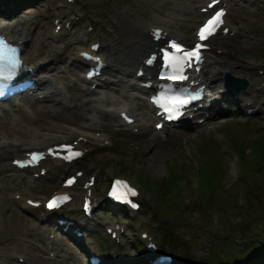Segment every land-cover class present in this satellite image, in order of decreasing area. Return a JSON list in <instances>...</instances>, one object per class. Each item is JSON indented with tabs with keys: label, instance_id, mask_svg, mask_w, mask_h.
Wrapping results in <instances>:
<instances>
[{
	"label": "rangeland",
	"instance_id": "rangeland-1",
	"mask_svg": "<svg viewBox=\"0 0 264 264\" xmlns=\"http://www.w3.org/2000/svg\"><path fill=\"white\" fill-rule=\"evenodd\" d=\"M162 1L72 0L68 2V0H0V11L2 10L0 13V25L8 21L11 24L9 29L19 31V29H22L20 24L23 21H19L18 23L16 20L20 18L27 20L25 24L29 31L24 36L28 38V42L23 44L22 54L32 64L38 57L41 60L44 57L49 58L50 56L51 58H56L55 55L57 53H64L65 57L64 55H60L61 60L64 57L63 62L59 59H56L55 62L53 60L52 62L57 63L54 66H58L59 68L66 66L64 68V78L60 77L55 80L57 90L62 91L66 95L71 93L72 90H75L77 86H86L78 79V77L80 78L79 73L76 71L72 73L67 68H73L72 65L77 62L75 60L71 61L70 57H73V51L77 46V32L84 26L83 23L85 20L89 18L91 21L95 20L93 31L98 33L101 32V25L103 26L104 20L110 17L107 19L110 22L107 23L109 26L107 33H109L113 24L111 18L113 16L106 14L105 4H107L111 12L113 11L119 17L127 18L129 21H134L138 27L142 28V26H146L144 25L146 22L147 24L158 22L150 19L157 16H154V14L159 12L157 9H159ZM228 2L230 25L237 28L238 32L237 34L231 35L230 39H232L234 51L227 57L230 60H238L243 64L254 62L252 72L246 75L242 74V76L246 77L248 84L245 86L247 89L241 90L240 93L247 94L249 98L253 96L252 103H258V111L247 117H240L241 110H239V113L230 114V116H219L216 114L212 117L214 127L212 126L210 129L202 130L203 132L198 133V131L192 128L187 130L184 127H172L168 133H160L158 137H150L149 130L152 128V123L146 118L150 116L151 113L149 112L145 113L146 116L143 115L140 117L142 119L141 121L146 124H143L144 126L137 132L129 130L128 133L126 129L119 125L113 122L108 123L109 126L107 125L108 129L105 132L108 138L106 139L107 142L103 140L95 143L94 150H88L87 153H84L83 158L79 160L77 166L80 165L84 168L83 173L79 177L89 172L95 173L93 174L94 184H92V187H94L93 197L97 198L98 203L94 211L98 212L106 222L120 220L123 223L122 226L125 227L122 233L123 235L121 234L120 236V240L110 242L104 246L109 254L111 264L128 263L132 258H141L142 241L137 237L139 230H145L152 239H155L158 248L164 251H173V264H194V260L197 262L200 259L202 261L211 259L214 254L217 255L224 248V246L215 242L214 239L216 237L220 239L222 234L224 236L230 234L229 239L231 238L230 240L234 242L233 239L237 237L238 240L240 239L237 234V232L241 231L240 229H247L249 232L256 231L258 224H264V160L262 162L259 161L258 166H256L253 164L256 163L253 157L255 151L249 150V153L244 156L246 157V161L241 159L242 155L240 153L242 149L248 150L247 148L252 142L264 136V99L262 97L264 89L259 90L256 87L258 82L264 78V0H253L249 3L247 1L244 3L242 0L240 2L238 0H228ZM133 4L135 7L132 6ZM142 4L143 7H141ZM97 12H100L99 20L97 18ZM159 14H162V12H159ZM53 15L60 17V23L66 18L75 20L77 17H80V19H83L82 25L72 24V29H70L72 30V35L68 33V25H61V28L55 34L53 33L52 25L49 24ZM105 16H107L106 19ZM189 16H184L185 21L179 19V24H174V28L177 27L176 29L182 32L184 36L186 33L188 35L192 33L191 26L195 24L194 21L197 19L194 16L189 18ZM97 20L101 25L97 24ZM78 21L75 22L78 23ZM105 29L106 27H104V31ZM230 39L227 38L226 40ZM221 41L215 44L220 45ZM240 44L243 47H240ZM104 51L105 48H103V53ZM49 54L50 56H46ZM49 62L53 64L51 61ZM259 67L261 68V72L257 73L256 68ZM70 81H76L73 84L74 87L68 84ZM50 86L53 88L52 84ZM78 88L79 92H82L81 88ZM109 91L110 89L104 87L101 91L96 92V95ZM114 92L116 91L114 90ZM96 95L94 94L90 97ZM54 96L58 95L55 94ZM116 97L120 101V97L117 94L114 98ZM72 99L74 98L72 97ZM52 102L53 104L49 102L45 104L47 106L58 105L54 100ZM86 104L89 105V103ZM25 106L23 104L22 108ZM57 107L60 108V106ZM212 110L215 111L214 109ZM85 111L86 116L91 114V112ZM9 112L12 113H6L5 118L14 123L9 116L15 115L17 110L11 109ZM99 113V121H94L95 124L101 121V116L105 120L109 116L112 117V115L104 114L102 109ZM49 119L48 122H45L46 120L44 122H38L36 118L34 121L32 119L25 121L19 120L17 125H20L23 129H27L28 132L26 134L29 135H32V131L33 133H43L47 130L56 133L59 130L57 126L51 127L55 128V131L54 129L50 130L48 128L50 127V122L53 124L57 120ZM112 119L114 118L112 117ZM82 121L85 123L83 118L80 119L79 123L83 124ZM115 121L118 122L117 120ZM61 123L65 124L62 120ZM69 124L71 123H68L65 128L66 133L70 131H67ZM41 128L45 131H40ZM15 129L16 127L9 129V133H3L4 131L2 130V134L4 135L0 139H4V141L9 139L18 142L16 135L19 137V140L21 136H26L24 133H17ZM176 129L182 131L176 133ZM137 135L139 138H137ZM204 136H208L214 142V147L209 145V143L200 146L199 142H201V139H205L203 138ZM12 137L16 140H13ZM213 159L219 162L222 173H212L210 171L212 166L210 162ZM248 160L251 162H248ZM191 165L194 167V172H191L189 169ZM248 165L253 171L247 169ZM172 166L175 167L176 173L180 175L177 181L178 185L173 191L165 192L162 198L154 190L149 192L146 187L139 184L141 180H138L137 176H141V174L145 175L151 182L160 181L169 175L171 177L174 173L172 172ZM59 167L60 173L54 179L34 178V184L27 188L28 191L32 195L37 196L42 193H48L49 189L57 184L59 175L66 169L65 164L59 165ZM241 173H244L243 177H241ZM111 174L127 176L139 189L137 195L141 203L139 208L132 214H126L123 210L122 216H126L127 219H122L121 212L118 209L110 212V208L101 199L103 194L102 186ZM3 176H0V178ZM209 177L208 182L211 185H207L204 181L205 178ZM11 181L14 182V179H11ZM10 188L18 191L21 190V187L18 186L17 188L14 184ZM10 188H4L3 191L8 192ZM214 189H217L216 193L212 194L210 191ZM73 191H78L79 193L77 185L73 187ZM233 192L238 194L239 198L236 200L241 205L231 210H228V207L222 211L219 200L224 202V206L225 204L229 206L231 204L229 201L230 194ZM2 193L0 191V194ZM10 198L11 195L8 193L5 194L3 199H0V264H65L64 261L62 263L50 260L45 261L42 257L45 252L41 255L37 250L39 249V242L36 235L37 229L33 231L31 228L32 225H38L42 226V230H45L47 228L45 227L47 225L45 222H48L46 219L48 214L38 211L37 208L27 206L18 207L16 202ZM71 206H73V209H76L78 203H73ZM12 209L18 213L19 220L16 219V226H11V221L17 218L16 216L14 217ZM20 225L23 226L20 227ZM57 238L59 240L62 239L60 242L65 249L66 247L68 250L69 248L71 250L75 249L74 243L65 239L64 236L61 237L57 233ZM26 240L30 241V243L26 242ZM33 241L35 242L34 244ZM14 242L16 243L15 247L12 246L15 245ZM5 243L7 244L5 245ZM23 244H27L24 249L21 247ZM15 253H19L20 255L24 253L28 256V259L19 262L15 257ZM191 253L195 256H192ZM35 255L42 257L39 256V262L31 260ZM188 256L193 258L184 261ZM109 259L107 258V260ZM42 260L44 261L42 262Z\"/></svg>",
	"mask_w": 264,
	"mask_h": 264
},
{
	"label": "bare ground",
	"instance_id": "bare-ground-1",
	"mask_svg": "<svg viewBox=\"0 0 264 264\" xmlns=\"http://www.w3.org/2000/svg\"><path fill=\"white\" fill-rule=\"evenodd\" d=\"M200 1H204V0H163L160 5H159V9H157L159 12H162V14L164 16L162 17H153L150 20L153 21H158L159 24H157L158 22H153V23H149V25L151 27H158L160 26V28L165 31V37L168 35H177L179 34L178 31H173V29H171L170 27H168L171 23H178V21H176V19L182 14L183 16L185 15H190L189 18L191 16H194L195 18L198 19V17H200L201 15H205L203 14V12H199L197 9L195 10V8H190V2L194 3V2H198L200 3ZM223 1L225 5V1L226 0H220ZM135 3V2H134ZM138 4V3H137ZM201 5V4H199ZM197 5V6H199ZM106 6V14H109L112 18V28L110 29L111 31L109 32L111 35V38L109 39V41L105 42V51L103 53V62H104V67L105 68L102 72H104L105 74L108 75H113L115 77V80L111 79V83L117 85L115 87L108 84L107 81H109V79H105V81H101L100 84H102L103 88L105 87L106 89H114L115 91H119L120 88L119 86H122L121 84L125 83L123 82L125 79L124 77H126L127 74H129L128 72L130 71V67H132L134 64V67L136 68L137 64L139 63L140 57L137 56L141 50H144L146 45L151 43L152 41H150V35L148 33V31L144 30V28H140L138 27L134 21H129L127 18L124 17H119V15L114 14V12L110 11L109 7L107 6V4H105ZM133 7L134 4L132 5ZM141 7H143V4L141 5ZM145 7V6H144ZM140 8V7H139ZM144 11V10H143ZM129 12V11H128ZM167 12V13H165ZM171 14V15H169ZM176 15V16H175ZM174 17L173 19L170 17ZM225 20L227 21L228 19H230V16L228 14V9L226 7V11H225ZM195 19V20H197ZM19 21H27L25 19H17L16 22L19 23ZM29 23V22H28ZM179 24V23H178ZM11 26L10 23H2L0 25V30L3 31L4 33H7L9 37H16L21 39L22 35L21 32L23 31L22 29H19V32L16 33V31H11L9 30V27ZM14 26V25H13ZM19 28V27H18ZM147 29V28H146ZM104 34L102 35L103 38H106L108 35L107 33L104 31ZM95 34H93L94 36ZM91 36V34H88L86 36L87 37H93ZM163 37V38H165ZM232 39L230 40H222V44L220 42V45H216L215 43L211 46L207 47V50L205 51L206 56H205V60L203 62V66H201L200 69V79H203V81H205L207 84V89H210L211 91H213L215 93V95L217 97L219 96H226V93L223 91V88L220 87L221 83H220V75L221 73H223L224 71L226 72H232V73H236V75H246L249 74L250 72H252V66L249 64L248 66L246 65V63H240V61L238 60H230L227 56H229V54H232V52L234 51L233 47H232ZM25 40H23L22 43H24ZM235 45V44H234ZM241 45V44H240ZM237 48V47H236ZM235 48V49H236ZM239 49V48H238ZM238 54V53H237ZM240 54V53H239ZM59 59H61L60 54L58 55ZM78 57H76L77 59ZM57 65L55 63H53V65H51L50 63H44L43 65H35L34 69H38V68H43V71L41 72L42 75L37 76L38 77V81L39 83L44 86L45 84H49V83H53L54 79L57 78H64V68H59L58 66H54ZM72 67H67L69 70H73L74 67H79V65L75 64L72 65ZM134 68V70H135ZM113 70V71H112ZM72 72V71H71ZM117 74H121V75H117ZM132 76V75H131ZM81 88V87H80ZM102 88V89H103ZM247 89V88H246ZM245 89V90H246ZM82 92H79V88H76L75 90H72L71 93H69V99L68 100H72V103H70L69 105L63 103V101L58 98V97H53V95L55 93H58L57 91H52V89H50L48 92H45L43 97L41 96V99L39 100H32L31 98H26V100L28 101V110H24L22 109L21 105L17 104L16 109L18 110L17 115H13V119L14 123H12V121H7L4 117H0V131H2L3 133H9V129H13L16 127V131L17 133H24L26 136L24 138H21L19 140V137L16 135V139H18V142H16V144H14V142L7 140L6 142L0 140V171L5 170L8 171V175H11V177H15L17 179V181L22 182V187L21 190H12L11 192H16L18 193V195L21 197L20 199L26 197L24 196V192L26 191V186L31 178H27L25 177V175H23L21 173V171H19L20 169L15 170L14 167L11 165L10 162H3L1 161L2 159H7V157L10 154L13 155H17L18 153H21L22 149L26 150L28 147L30 146H37L40 145L42 143H47L49 142V139H51L50 141H55L57 142V140H60L62 138V136H67V134L72 133L71 137L72 139H77V143L75 144L77 147H80L82 149L86 148V150H92L93 149V145L94 143H97L98 140H102L104 136H102V134L99 135V130H104L103 126L107 128V123H96L97 125H95L94 123H87V124H80L79 121L80 119H85V118H90L92 119L91 114L87 115L85 114V110L90 109V107H93L95 110L101 111L100 105H98L99 102H110L112 100H114V102H112L115 105H112V107H110L111 109L109 110H103L104 114L107 115H112V117L118 121L116 114L112 113V110L114 107H117L119 105H121L122 103H119L120 101L114 97H112L111 100V94L110 91L107 93H102L100 95H96L95 90H93L92 88L89 87H85L84 89L81 88ZM121 92V91H120ZM243 92V91H242ZM96 95L93 97H90L92 95ZM63 99H66V96H62ZM72 97L74 99H72ZM90 97V98H88ZM245 98V97H243ZM36 100V101H35ZM52 100L55 101L56 104H58L57 107L55 104L52 106H47L45 103H51L53 104ZM132 101V100H131ZM76 102V104H75ZM86 103H89V105H87ZM136 103V104H135ZM134 105L133 104H129L126 107H128L129 111H131V113L135 116V121H133V125H135L136 127H140L141 125H143L142 123H140L138 116H140L141 113H147L149 112V108H147L146 103L144 101V99L142 100H137V102H135ZM87 105V106H84ZM124 105V104H122ZM57 107V108H56ZM133 111V112H132ZM91 112V111H90ZM151 113V111H150ZM14 114V113H13ZM152 114V113H151ZM150 114V116H151ZM12 116V115H11ZM10 117V116H9ZM85 117V118H84ZM36 118V120L42 121L44 122H48V118L52 119V120H57V122L55 123H51L50 121V127L48 129H51L52 126L54 127H58L57 129H59V133L54 134V133H33L32 131V135L26 134L27 129H23L22 127H20V125L18 124L19 120H28V119H32L34 121V119ZM49 119V120H50ZM61 120L63 122H65V124L61 123ZM28 122V121H27ZM68 123H73L72 128H70L69 126L67 127V131H69V133H66V126L68 125ZM70 125V124H69ZM19 126V127H18ZM139 129V128H138ZM8 130V131H7ZM14 130V131H15ZM140 130V129H139ZM55 131V130H54ZM94 133H98L97 136H95ZM184 133V132H183ZM131 134V133H130ZM4 135V134H2ZM136 135V134H134ZM3 137V136H2ZM14 137V136H13ZM22 137V136H21ZM137 138L138 135H137ZM142 138V137H141ZM15 139V140H16ZM156 139V138H154ZM136 140V139H135ZM140 140V139H139ZM146 140V139H145ZM11 152V153H10ZM6 153H8L6 155ZM46 167V172L48 173L47 177H49V175H51L50 177H53L55 175V172L57 171V166L59 165V161H57L56 159H48V160H44L43 161ZM11 186H13V184L11 183L9 178H6L5 176H3L2 178H0V190L4 189V188H10ZM60 188H65V187H56L57 190L60 191ZM96 200V199H94ZM1 205V204H0ZM14 212V217L16 216L17 218L13 219L12 216V225L11 226H16L17 222L16 219H18V213ZM12 214V215H13ZM9 216V215H8ZM19 220V219H18ZM19 222V221H18ZM26 222V221H25ZM24 222V223H25ZM83 225H86L85 223H83ZM23 225H20V227ZM10 229V226H9ZM30 229V228H29ZM37 229V228H36ZM7 230V229H6ZM38 230V229H37ZM21 232V231H20ZM19 232V233H20ZM16 233V232H13ZM18 233V232H17ZM42 240L44 241V239L46 238L47 241L50 242V245L48 246V248L52 251L53 249L56 250V248H58V241L55 240L54 237H52L51 239H48V236H44L42 235ZM46 243V242H45ZM7 243H5L6 245ZM10 244V243H9ZM13 244V243H12ZM11 244V245H12ZM15 245L12 246H16V243L14 242ZM31 247V246H30ZM29 249V246H28ZM29 251V250H27ZM60 258H63L64 255L63 254H59ZM76 256H72L68 257L69 260H71V264H75V261H77L75 259ZM28 259V257H27ZM39 256H35L32 257L31 260L35 261V262H39L38 261ZM32 261V262H33Z\"/></svg>",
	"mask_w": 264,
	"mask_h": 264
},
{
	"label": "snow or ice",
	"instance_id": "snow-or-ice-1",
	"mask_svg": "<svg viewBox=\"0 0 264 264\" xmlns=\"http://www.w3.org/2000/svg\"><path fill=\"white\" fill-rule=\"evenodd\" d=\"M218 0H213V4L217 3ZM209 7H212V5H209ZM224 16V10L221 9L220 11H217L214 16L210 20H208L203 27L198 32V37L200 41H204L208 39L209 36L213 35L216 30L220 27V25L223 23L222 17ZM224 31H227V29H224ZM156 38H159V31H156L155 33ZM94 47H96L94 45ZM170 47L174 49V51L169 52L168 49H162L161 52L163 53V61H164V67L171 70L172 75L169 76V79L172 78H179V79H185V77L182 74L183 68L185 66H191L193 62L199 63L201 60V49L205 47V45L198 43L195 48L188 50L183 49L179 44L175 43L174 41L170 42ZM84 55H87L86 53ZM155 60V56L149 58L146 63L151 64ZM91 75V74H90ZM2 87V86H0ZM4 93L0 91V95H3ZM196 97H190L189 99H195ZM189 103L188 99H177L175 104H173L171 107L168 105H161L165 109V112L167 113L168 119H174L179 116L180 114V107L182 105H186ZM157 127H160V125H157ZM67 148L69 151H71V146H62ZM51 151V150H50ZM74 155L78 156L81 155V153H74ZM42 157V154L40 153H32L30 155V158L28 161H16V163L20 164L21 166H24L25 164H31L36 163L40 158ZM70 158V157H65ZM71 182V181H69ZM115 199L126 202L131 204L132 207H137L138 205L135 204L130 197H134L137 195L136 190L128 186L126 181L116 180L114 182V186L112 189V192L110 193ZM67 197H54L51 201L48 202L47 207L49 209L59 207L60 204L66 200ZM31 203V201H30ZM87 209V205L85 206Z\"/></svg>",
	"mask_w": 264,
	"mask_h": 264
},
{
	"label": "trees",
	"instance_id": "trees-1",
	"mask_svg": "<svg viewBox=\"0 0 264 264\" xmlns=\"http://www.w3.org/2000/svg\"><path fill=\"white\" fill-rule=\"evenodd\" d=\"M248 149L251 151H255V155L253 153V157L256 160L255 164L256 166H258L259 161H263L264 160V136H261L258 140H256L255 142H252V144L250 146H248ZM241 155L242 152L240 151ZM240 155V156H241ZM243 155L241 156L242 159ZM244 161H246L245 159H243ZM210 164L212 165L210 168V171L216 172V173H222L221 171V167L219 165V162H217L216 160H212V162H210ZM247 169L250 171L252 170L250 167H247ZM172 172H174L172 174V176L170 177V175L168 177H164L162 178L160 181H150L145 175L139 176V180H141L139 182V184H142L144 187H146L147 190L152 191L154 190L156 194L159 195L160 198H162V195L168 191H173L174 188L177 187L178 185V180L180 178L179 173H176L175 171V167L172 166ZM244 170V168H243ZM245 171V170H244ZM253 171V170H252ZM242 175H244V173H242ZM220 176V175H219ZM209 178H205L204 181L207 183V185H211V183L208 182ZM218 182V181H217ZM215 187V186H214ZM234 199L232 198V196L229 198V201L231 202V204L229 205L230 208H235V204H234ZM219 202H221L220 208L221 209H225L226 206H228L227 204H225L224 206V202L219 200ZM244 206V205H243ZM240 232H237L238 235L241 237V244L244 247H250V251L248 253V255L246 256L245 262L247 264H264L263 258H264V227H259L257 226L256 231H251L249 232L247 229H240ZM242 232V233H241ZM216 243H219L220 245L226 247L225 249H221L219 251L218 254V258H220V260H218L219 263L222 264H236V262L231 261L233 256H231L230 253L228 252H224V250H229L231 252H241L240 250L235 251L236 249L233 247L232 243L229 241V236L228 234H226L225 236L222 234L221 238L218 239L216 238L215 240ZM242 250H245L243 249ZM241 253L237 254L240 255ZM241 258V256L239 257ZM244 263V264H246ZM238 264H243V263H239Z\"/></svg>",
	"mask_w": 264,
	"mask_h": 264
},
{
	"label": "water",
	"instance_id": "water-1",
	"mask_svg": "<svg viewBox=\"0 0 264 264\" xmlns=\"http://www.w3.org/2000/svg\"><path fill=\"white\" fill-rule=\"evenodd\" d=\"M224 82L223 84L227 89H230L234 92H238L240 88H244L246 85L247 80L243 76L236 77V75H232L230 73H224L223 75Z\"/></svg>",
	"mask_w": 264,
	"mask_h": 264
}]
</instances>
